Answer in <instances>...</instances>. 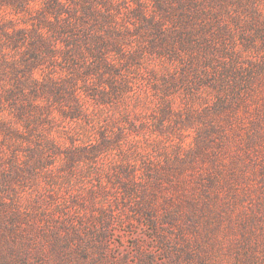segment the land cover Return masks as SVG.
<instances>
[{
    "label": "rangeland",
    "instance_id": "374dc122",
    "mask_svg": "<svg viewBox=\"0 0 264 264\" xmlns=\"http://www.w3.org/2000/svg\"><path fill=\"white\" fill-rule=\"evenodd\" d=\"M61 1H0V197L17 194L29 212L19 225L78 213L92 223L103 206L115 215L102 248L110 264L130 258L136 242L152 246L136 208L143 196L159 232L177 236H190L187 214L198 207L203 230L217 212L225 217L232 193L235 212L256 199L264 0H92L85 12ZM57 13H74L73 25L61 27ZM44 208L57 216L38 219ZM209 260L231 263L229 254Z\"/></svg>",
    "mask_w": 264,
    "mask_h": 264
},
{
    "label": "trees",
    "instance_id": "16d2710c",
    "mask_svg": "<svg viewBox=\"0 0 264 264\" xmlns=\"http://www.w3.org/2000/svg\"><path fill=\"white\" fill-rule=\"evenodd\" d=\"M72 1L75 4L80 3L84 12L87 10L86 6L89 10L92 7L90 5L92 0ZM45 3L48 8L54 3L57 7L64 4L61 0H45ZM25 5L27 9L33 8L29 2H25ZM68 16L70 19L57 13L56 21L59 22L62 19L59 22L61 27L70 28L73 25L74 22L71 19H75L76 15L71 13ZM254 161L260 166L256 169L259 172V185L255 186L259 189L256 199L246 205L242 204L241 208L235 212L237 199L235 192L232 193L231 205L225 204L226 208L223 211L225 217L219 216L217 212L214 226L210 228V222L206 220V227L203 230L197 227L198 218L195 216L198 213L205 215V211L197 206L198 211L187 214L191 223L189 229L191 237L180 231L178 238L170 229L160 233L157 225L158 217L153 214L150 207V197L143 196L142 201H136L137 211H143L146 221L153 230L152 246L147 247L136 242L131 250L130 258L128 254H125V258H122L119 263L110 264H210L209 259L215 254H229L230 264H264V154L258 155ZM6 177L7 175L0 171V179L5 180ZM210 177L208 184H216V175ZM229 177L231 180L237 179L235 174ZM227 183L229 187L234 185L231 181ZM127 188L124 192L125 196L126 193L135 190L130 181ZM18 201L16 193L0 197V264H86L78 261L77 255L84 259L90 255L89 264H105L104 260L107 256L102 248L106 244L109 219L115 215L106 214L103 206L97 209L98 215L92 213L86 217L88 221L91 219L92 223L84 222L83 218L86 215L78 213L77 216L71 215L74 220L56 221L54 226L49 225L48 222L40 224L29 220L23 228L18 221L26 218L29 212L24 207L18 206ZM37 204L38 202L34 200L30 206ZM45 210L44 208L37 211L38 219L40 217L53 219L57 216L54 211L46 213ZM222 218L227 220L229 235L221 227ZM79 226L88 228L85 234L88 237L80 235ZM218 233H222L223 236L216 238ZM90 244L96 251L95 257H92L89 251ZM157 253L160 255L156 259Z\"/></svg>",
    "mask_w": 264,
    "mask_h": 264
}]
</instances>
